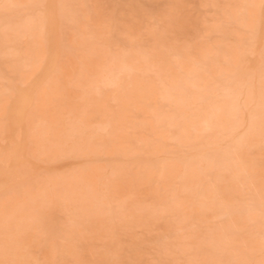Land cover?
Masks as SVG:
<instances>
[{
    "label": "rangeland",
    "instance_id": "374dc122",
    "mask_svg": "<svg viewBox=\"0 0 264 264\" xmlns=\"http://www.w3.org/2000/svg\"><path fill=\"white\" fill-rule=\"evenodd\" d=\"M43 1L0 0V143H5L9 132L10 116L5 114L15 86L28 85L45 64L48 46L42 26ZM106 1L57 0L61 53L47 79L34 89L25 117L27 153L40 162L42 169L30 166L28 161L20 162L11 173L15 180L0 191V264H47L50 256L52 264L68 263L71 255L83 254L85 241L92 243V230L102 224L118 234L125 226L126 215L139 204L158 214L170 210L175 228L185 224V229H196L197 214H218V209L210 207L209 196L214 195V205L219 204V188L226 183L224 174L235 160L237 144L241 145L245 133L259 126L256 123L262 118L260 109L264 105H254L243 113L228 96L241 79L240 59L250 51L249 44L253 46V35L259 30L263 0H217L214 6H197L194 2L206 22L195 34L184 35L183 40L195 48L165 75L151 70L132 72L129 45L117 37V20L122 15L119 9L125 0ZM95 4L96 12L92 10ZM106 6L116 10L102 36L97 30V14ZM163 9L161 1L153 4L155 22V14ZM145 46V42H135L134 50L143 53ZM93 48L102 54L97 57ZM262 52L264 55V45ZM257 90L264 99L261 82ZM134 93L132 108L128 101ZM225 94L227 100L230 98L228 109L225 107L226 127L237 134L234 142H223L207 155L183 156L193 145L205 115ZM244 116L250 124L245 128L239 125ZM189 126L194 130L185 134ZM13 132L19 139L20 128ZM218 136L222 138V134ZM3 152L0 162L7 165L10 154ZM145 157H151V162ZM133 158L152 178L154 199L141 191L143 201L135 203L126 190L121 177L124 173L132 177ZM62 161H69L63 163L71 164L70 168ZM212 219L208 231L222 217ZM223 248L213 249L209 259L204 255L192 259L197 264H239ZM246 257L241 264H260L257 256Z\"/></svg>",
    "mask_w": 264,
    "mask_h": 264
},
{
    "label": "bare ground",
    "instance_id": "6f19581e",
    "mask_svg": "<svg viewBox=\"0 0 264 264\" xmlns=\"http://www.w3.org/2000/svg\"><path fill=\"white\" fill-rule=\"evenodd\" d=\"M158 1L162 2L164 9L159 14H155L154 17L157 20L155 22L152 19V8L153 4ZM43 2V9L40 10L44 15H42V26L45 29V33H43L46 35L48 46L46 47L45 64L44 67L42 65L43 68L39 69L28 85L17 84L15 86L12 84V86L16 87H14L16 90L14 89V97L10 99L12 101L9 103L8 112L6 111L5 114L10 116V124L5 122L6 125L9 124V132H7L8 134L6 133V137H4L5 135L2 136L6 138L5 143H0V151L9 152L8 154H10L9 164L6 165L4 161L0 162V191L2 192L7 188L6 184L13 179L11 178V173H13L14 167L19 165L20 162L28 161L26 163H29L34 168L37 166L39 168L40 165V162L32 160L27 153L28 138L25 117L34 98V89L47 79L49 72L56 66L61 53L59 19L57 16L59 5L56 6L58 2L57 0H44ZM194 2L197 3V6H214L217 0H125V3L119 9L122 15L117 20V37L129 45V61L132 72L139 71L143 74L151 70L155 74L165 75L171 72L174 66L180 64L181 58H187L192 53L195 45L184 41L183 37L185 34H195L197 29L206 22L199 16L197 9L193 6ZM40 5H42V2ZM97 8L96 4L92 6L93 11ZM115 10L112 6H106L104 12L97 14V18L100 21L97 24V30L100 35H105V30L109 28L108 19L113 17ZM258 15H260L258 17L259 28L257 27L259 30H257V34L253 35L255 36L252 39L254 40L252 41V43L254 42L253 46L251 47V44H249L251 52L247 51L248 53L241 57L242 73L241 75L239 74L241 79L235 83L231 95L228 96H232L231 101L234 102L236 108L242 109L243 113H247V110L254 105H264V99L259 97L257 90L260 82L263 84L264 89V72L262 73L261 71V67L264 66V55L262 52L264 45V0ZM214 29L217 30L218 28L214 27ZM135 42H145V47H147L145 52H136L134 50ZM100 52L98 49L93 48V53L97 57L102 54ZM230 54H232L231 51ZM227 99L226 94L220 97L215 108L205 115L204 124L197 128L199 133L194 136L193 145L183 152V156L186 154H193L194 156L207 155L208 152H212L213 149L220 146L223 142L228 143V145L231 144L237 134L226 127L225 109L228 107L230 98L229 100ZM128 105L135 108V93L130 97ZM260 114L262 117L261 122L256 123L257 125L259 124L258 128L255 131L245 133L242 136L241 145L237 144L235 160L224 174L226 183L219 188V191H222L219 204L214 205V195L210 194L209 196V205L211 208L218 209V214H208L207 212L197 214L194 217L197 228L189 230L185 229V224L176 226L178 228L173 226L170 210L164 209L158 214L156 210L146 209L145 206L139 204L133 207L126 215L125 226L118 234H114L110 226L108 228L100 224L92 230V234L95 235L92 243L86 241L85 243L82 238L84 242L83 254L71 255L70 262L64 264H197L192 259V256L204 255L206 259H209L207 256L217 247H224L223 249L228 250L231 254L230 257L238 261L239 264L247 260H245L247 255L250 257L257 256L261 260L260 264H264V108L260 109ZM241 120L242 122L240 121L239 125L243 128L246 125L250 126V124H247L245 116ZM17 128L21 130L19 139L13 135V131ZM193 128V126H189L188 129H184V133L187 134ZM4 130L8 131L7 129ZM4 130L3 132H6ZM219 133L222 134V138H219ZM10 141L13 142V145ZM4 152L3 154H6ZM145 158L147 160V157ZM111 159L115 160L113 157ZM150 159L152 158L150 157ZM150 159L148 160L150 161ZM72 161H70L71 164ZM137 161L138 159L133 158L132 162L135 170L132 177L127 178L124 173L121 178L125 182L126 190L130 191L129 194L134 197L135 203H140L143 201V195L153 198L156 190L152 185V178L149 173L141 170ZM63 162V165L67 162L69 164V161ZM58 163H60V160ZM58 163H55V165H59ZM68 164L66 165L70 168L71 164ZM51 165L50 167L53 168ZM55 165L54 167H56ZM57 167L61 168V166ZM46 169L51 173L52 169L50 170L49 167ZM141 191L144 192L142 193ZM141 193L143 194L142 196L140 195ZM217 215L222 217V219L214 223L211 230L208 231L210 220ZM178 230H182L183 233L177 234ZM115 232L117 231L115 230ZM71 241L73 243V240ZM92 245H95L97 249H94ZM192 247L195 248L194 252H191ZM26 255L28 256V254ZM50 259L47 264H52V259Z\"/></svg>",
    "mask_w": 264,
    "mask_h": 264
}]
</instances>
